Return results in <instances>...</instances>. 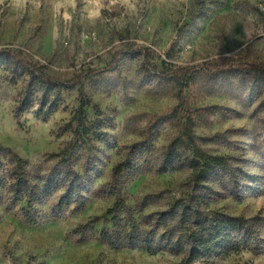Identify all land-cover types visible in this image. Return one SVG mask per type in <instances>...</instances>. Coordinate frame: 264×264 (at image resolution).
I'll list each match as a JSON object with an SVG mask.
<instances>
[{
    "label": "rangeland",
    "instance_id": "1",
    "mask_svg": "<svg viewBox=\"0 0 264 264\" xmlns=\"http://www.w3.org/2000/svg\"><path fill=\"white\" fill-rule=\"evenodd\" d=\"M56 2H0V264H264V0ZM198 150L227 166L196 181ZM177 201L260 218L254 243L176 253Z\"/></svg>",
    "mask_w": 264,
    "mask_h": 264
},
{
    "label": "trees",
    "instance_id": "2",
    "mask_svg": "<svg viewBox=\"0 0 264 264\" xmlns=\"http://www.w3.org/2000/svg\"><path fill=\"white\" fill-rule=\"evenodd\" d=\"M242 68L254 69L255 67L241 66ZM258 70L264 72L263 66H258ZM33 80H46L52 86L68 88V86L74 87L76 83H56L54 85L53 80L50 79L42 69L33 68L30 72ZM50 90V89H49ZM81 108L88 105V99L85 92L80 88ZM182 104H184V98L182 99ZM28 107L27 103L20 105L18 112L24 111ZM190 124V123H189ZM78 129H83L84 132L80 135L88 133L87 126L85 125L83 118L79 119ZM187 136L192 141L190 131H188ZM3 148L0 147V150ZM12 153L11 150H9ZM19 160V162L26 164L17 155L14 156ZM189 167L192 169V174L196 178V181L203 180L206 178L211 171L220 169L227 166V160L221 156L209 155L200 150L196 151L195 156L189 160ZM235 177V175H233ZM14 192L13 198L15 201L20 200L25 194L30 193L28 202L31 203V186L29 179L26 177V173L23 171L19 175L15 183L12 185ZM194 200H196L194 198ZM182 202V201H181ZM180 201H177L174 205L170 207L168 211L163 213L162 219L173 218L176 214H179L184 225L189 226V230L184 238V242L177 240L172 242V237L170 238V245L173 247L176 253H180L185 250L184 243L189 245L190 250V260L197 261L202 257H208L216 252L222 250L224 252H235L241 249H247L252 246L254 240H252L255 234V225L259 223L260 218H253L250 221L244 217L239 216H222L219 214L211 215L203 212L199 205L198 206H188L184 205L181 211H177ZM258 220V221H257ZM170 233L173 231L170 230ZM132 244H137L134 241ZM146 247L151 248L150 245L145 244Z\"/></svg>",
    "mask_w": 264,
    "mask_h": 264
},
{
    "label": "clouds",
    "instance_id": "3",
    "mask_svg": "<svg viewBox=\"0 0 264 264\" xmlns=\"http://www.w3.org/2000/svg\"><path fill=\"white\" fill-rule=\"evenodd\" d=\"M2 2V0H0ZM13 2L17 5H23L28 2V0H13ZM76 0H57L55 7L57 11L60 9V7L63 6L64 3L71 4L75 6ZM32 3H34L37 7L39 6L40 0H32ZM88 3L92 5L93 7L89 11L90 17H98L100 15V9L102 7V0H88ZM110 3H120L122 5H126L129 8L134 7V0H110ZM9 264L11 262L9 261Z\"/></svg>",
    "mask_w": 264,
    "mask_h": 264
}]
</instances>
